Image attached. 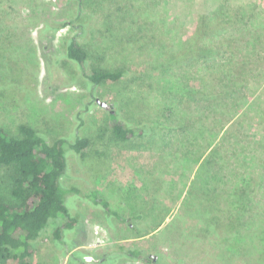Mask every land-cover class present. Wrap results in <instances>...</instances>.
Masks as SVG:
<instances>
[{
	"label": "rangeland",
	"instance_id": "374dc122",
	"mask_svg": "<svg viewBox=\"0 0 264 264\" xmlns=\"http://www.w3.org/2000/svg\"><path fill=\"white\" fill-rule=\"evenodd\" d=\"M83 1L79 41L97 60L108 47L104 61L130 74L95 88L94 98L106 106L96 102L85 114L78 135L91 143L84 158L67 155L63 184L82 194L94 190L119 216L75 200L76 229L64 231V244L52 240L60 218L49 222L32 264H264V198H252L257 210L235 204L243 173L252 177L248 188L264 178V140H256L264 133V55L258 59L251 49L244 69L243 51L235 62L225 59L214 90L208 86L215 98L195 91L202 87L185 75L187 64L165 60L200 15L226 6L232 16L222 27L237 34L241 8H264V0ZM76 11L70 0H0V125L7 130L25 122L51 140L71 138L73 115L91 96L84 81H69L70 64L54 61L76 32L60 24ZM135 34L141 45L120 44ZM111 112L148 123L152 134L114 139ZM235 137L246 145V161L237 166L230 158L234 171L222 172ZM134 248L143 251L140 258L127 256ZM67 249L71 255L62 253Z\"/></svg>",
	"mask_w": 264,
	"mask_h": 264
},
{
	"label": "trees",
	"instance_id": "16d2710c",
	"mask_svg": "<svg viewBox=\"0 0 264 264\" xmlns=\"http://www.w3.org/2000/svg\"><path fill=\"white\" fill-rule=\"evenodd\" d=\"M70 1H74L77 7L75 18L63 21L60 25H70L76 32L65 38L62 44L63 52L55 54L54 62L62 59L63 63L70 64L73 72L69 75V81L73 83L77 80L84 81L91 97L85 100L82 107L74 113V127L70 139L59 136L51 140L25 122L15 124L13 131L0 125V264H6L9 259L15 260L17 264H32L30 257L36 249L41 233L49 222L59 218L61 222L53 228L52 240L62 241L65 244L64 231L76 229L78 221V210L73 209L75 200L88 201L91 205L102 207L106 214L119 216L117 212L110 209L105 199L97 196L94 190L82 194L78 188L63 184L69 172L70 155L74 153L78 158H84L86 153L83 151L91 143L88 137L80 136L78 133L83 127L85 114L93 105H96V98L93 96L95 88L106 81L118 83L130 74L126 66L112 65L111 62L104 61L107 55L104 54L108 47L102 49L104 52L97 60L86 44L79 41L78 36L83 35L79 31L83 28L79 20L84 1ZM240 12L236 20L239 26L237 34L236 30L226 31L225 27H222L232 14L228 13L226 6L221 5L200 15L189 29L183 32L185 36H179L177 41L167 48L165 60L183 66L187 64L184 68L185 75L199 82V87H202L195 90L197 93L205 94L209 98L216 97L208 86H211L212 91L214 90V85L219 81L217 74L225 71V63H223L225 59L235 62V56L242 57V51L247 59V56H251V49L254 50L258 59L264 55V8H259L254 2L248 7L241 8ZM133 20L132 23H137ZM138 29L142 31L139 26ZM243 33H247L251 38L243 39ZM133 36L137 40L133 37L124 39L122 36L120 44L127 47L141 45L138 41L139 37L136 34ZM236 46L239 48L237 49ZM156 47L159 48L158 45L150 44L149 49L155 51ZM235 48L238 51L237 54L234 52ZM160 54L165 55L164 51L158 55ZM242 62L240 66L243 69L250 64L249 58L247 63ZM261 70L259 64L253 68L256 74ZM110 116L112 137L119 141L129 142L133 136L144 137L153 132L148 123H137V119L125 121L118 117L117 112H111ZM235 138L227 158L225 160L221 158L224 163L220 167L222 172L226 167L231 172L234 171L233 166L229 165L230 158L235 159L237 166L246 161V145L242 144L237 137ZM256 140H264V133ZM245 175L243 173L239 178L243 183L241 193L236 194L235 204L240 209L244 203L250 205V208L252 206L256 208V202L252 204V198L259 197V200H263L264 178L257 181L248 191L252 177L248 178ZM58 246L56 244V247L60 248ZM71 250L67 249L65 252L62 250V253L71 255ZM141 254L143 251L138 248L127 250V256L140 258ZM155 264L171 263L160 261Z\"/></svg>",
	"mask_w": 264,
	"mask_h": 264
},
{
	"label": "water",
	"instance_id": "95a60500",
	"mask_svg": "<svg viewBox=\"0 0 264 264\" xmlns=\"http://www.w3.org/2000/svg\"><path fill=\"white\" fill-rule=\"evenodd\" d=\"M96 102H97V103H99V104H101V105H103V106H106V103H105V102H102V101H100L98 98H96Z\"/></svg>",
	"mask_w": 264,
	"mask_h": 264
}]
</instances>
